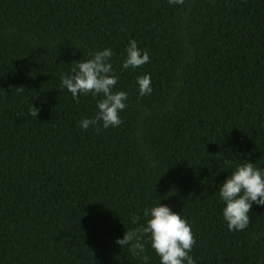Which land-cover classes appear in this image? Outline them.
I'll use <instances>...</instances> for the list:
<instances>
[{"label": "trees", "instance_id": "16d2710c", "mask_svg": "<svg viewBox=\"0 0 264 264\" xmlns=\"http://www.w3.org/2000/svg\"><path fill=\"white\" fill-rule=\"evenodd\" d=\"M130 39L149 63L122 67ZM104 48L126 107L85 130L102 95L61 76ZM247 161L264 169V0H0V264H145L116 241L159 202L196 264H264V205L230 231L219 196Z\"/></svg>", "mask_w": 264, "mask_h": 264}, {"label": "clouds", "instance_id": "9594fccd", "mask_svg": "<svg viewBox=\"0 0 264 264\" xmlns=\"http://www.w3.org/2000/svg\"><path fill=\"white\" fill-rule=\"evenodd\" d=\"M170 5L184 4L185 0H168ZM126 59L122 67L136 68L149 63L151 57L147 50L138 47L135 39H130L126 49ZM114 52L110 48H104L90 54V58L78 63L71 75H62L61 84L71 92L74 99L79 101L81 94H101L98 101L96 115L80 121V127L87 130L89 126H97L102 122L104 129L117 127L122 123L120 113L125 109L127 93L113 91L117 83V75L113 70L110 58ZM139 97L151 94V74L137 77ZM23 91L24 88H17ZM39 108L32 106L30 114L38 116ZM97 132L100 131L96 127ZM231 165V161H226ZM220 199L225 203L223 218L227 222L230 231H243L250 224V212L253 203L264 205V169L258 168L251 161L239 164L235 170L221 184L219 189ZM149 216L147 225L126 231L122 239L116 243L121 246L130 245L129 250L141 260L147 261L145 244L142 242L145 235H149L152 249L160 258V264H196L189 253L196 244L191 225L187 219L174 212L168 205L160 202L145 211ZM138 217L132 219V223L138 222Z\"/></svg>", "mask_w": 264, "mask_h": 264}]
</instances>
